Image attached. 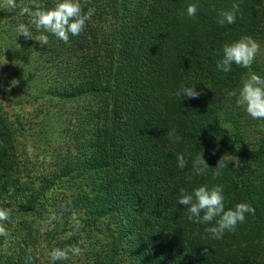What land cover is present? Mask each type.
<instances>
[{
	"label": "trees",
	"instance_id": "16d2710c",
	"mask_svg": "<svg viewBox=\"0 0 264 264\" xmlns=\"http://www.w3.org/2000/svg\"><path fill=\"white\" fill-rule=\"evenodd\" d=\"M16 3L0 0V209L10 213L0 221V264H264V120L227 95L250 71L264 78V0H80L95 9L91 21L68 43L45 33L47 45L17 34L19 24L40 33L20 15L32 0ZM233 3L236 22L220 25ZM244 35L261 46L251 69L219 71L222 46ZM182 84L202 95L176 96ZM66 105L57 131L65 148L44 136L45 148L22 153L37 121ZM173 128L179 143L167 137ZM197 155L205 175L192 170ZM216 184L225 210L254 209L218 240L205 232L215 221L189 220L178 202L181 188ZM68 247L81 251L51 260Z\"/></svg>",
	"mask_w": 264,
	"mask_h": 264
},
{
	"label": "clouds",
	"instance_id": "9594fccd",
	"mask_svg": "<svg viewBox=\"0 0 264 264\" xmlns=\"http://www.w3.org/2000/svg\"><path fill=\"white\" fill-rule=\"evenodd\" d=\"M33 8L27 6L21 8L20 15L27 14L31 17V23L40 33L34 35L25 24H19L16 28L18 35H23L25 39H33L41 45L49 43L48 35L50 33L58 39L68 43L69 36H79L85 29L87 23L91 21L95 14L94 8H88L84 11L80 0H57L52 8H43L37 0H32ZM3 6L9 9L17 7L16 0H3ZM197 12L196 5H189L187 15L195 16ZM240 12V4L233 3L231 10H221L219 12L220 25L233 24L236 22L237 13ZM261 51V46L250 35H244L239 40L232 43H225L222 46V59L217 60L216 67L219 71L230 72L233 64L245 69H251L257 55ZM219 53V50H218ZM207 87V86H206ZM176 96H183L188 99H196L202 92H198L195 87L180 86L175 93ZM227 95L235 97L237 107L242 108L253 120H264V78L255 72H249L246 79L242 81V86L238 90H230ZM167 137L171 142L179 143L181 137L176 134V130L167 131ZM224 157V156H223ZM223 157L214 167L213 179L222 175L225 168ZM187 165L184 154H177V167L183 170ZM209 166L202 155H197L192 161V170L196 175H205ZM191 180V176L188 177ZM223 185H202L195 188L191 193L180 189L179 204L186 206L189 212L188 219L199 224H215L205 228L206 233L211 234L212 239H221L225 232H234L238 224L246 219L245 213H253L254 209L247 203H239L234 209L225 210ZM203 213V215H201ZM9 210L0 209V221L9 219ZM7 235L3 225H0V236ZM81 249L78 247H68L66 249H53L50 253L53 262L66 260L69 253L78 255Z\"/></svg>",
	"mask_w": 264,
	"mask_h": 264
},
{
	"label": "rangeland",
	"instance_id": "374dc122",
	"mask_svg": "<svg viewBox=\"0 0 264 264\" xmlns=\"http://www.w3.org/2000/svg\"><path fill=\"white\" fill-rule=\"evenodd\" d=\"M39 102L35 103L34 106L36 107ZM70 105L69 106H51L50 107V113L48 118L44 119H39L37 122V125L33 126V130L36 132H33L32 130L27 132L26 138L23 140L21 139L22 145L20 147V150L22 153H29V152H38L39 149L42 147L45 148L46 145V139H43L44 136L49 137L51 140V148H62V146L65 148L64 142L66 139L62 137L61 135H57V131L60 126H64L65 122H63L64 119V112L70 110ZM31 108H26V112L30 113L29 111ZM57 111L60 115L55 116L54 112ZM54 117L58 119V123L55 124L53 121L55 120ZM56 131V132H55ZM44 135H41V133Z\"/></svg>",
	"mask_w": 264,
	"mask_h": 264
}]
</instances>
